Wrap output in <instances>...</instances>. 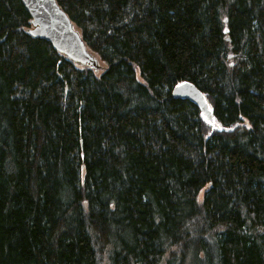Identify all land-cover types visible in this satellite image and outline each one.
Masks as SVG:
<instances>
[{"label": "trees", "instance_id": "trees-1", "mask_svg": "<svg viewBox=\"0 0 264 264\" xmlns=\"http://www.w3.org/2000/svg\"><path fill=\"white\" fill-rule=\"evenodd\" d=\"M57 1L98 68L0 0V264H264V0Z\"/></svg>", "mask_w": 264, "mask_h": 264}, {"label": "water", "instance_id": "water-1", "mask_svg": "<svg viewBox=\"0 0 264 264\" xmlns=\"http://www.w3.org/2000/svg\"><path fill=\"white\" fill-rule=\"evenodd\" d=\"M31 15L29 32L43 38L70 60L93 68L99 67V59L92 53L81 33L72 22L67 12L57 0H22ZM172 94L175 98L194 101L199 106L204 93L190 81H183L174 87Z\"/></svg>", "mask_w": 264, "mask_h": 264}, {"label": "rangeland", "instance_id": "rangeland-1", "mask_svg": "<svg viewBox=\"0 0 264 264\" xmlns=\"http://www.w3.org/2000/svg\"><path fill=\"white\" fill-rule=\"evenodd\" d=\"M201 109V119L203 122L204 130L211 134L215 132L231 133L236 128L237 125L231 127H225L221 125L214 114L213 101L212 98L208 95L202 96V103L200 105Z\"/></svg>", "mask_w": 264, "mask_h": 264}]
</instances>
